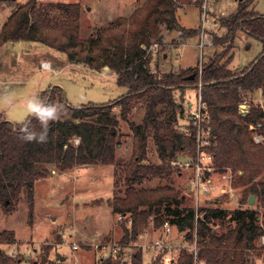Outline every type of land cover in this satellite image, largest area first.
I'll return each instance as SVG.
<instances>
[{
  "label": "trees",
  "instance_id": "trees-1",
  "mask_svg": "<svg viewBox=\"0 0 264 264\" xmlns=\"http://www.w3.org/2000/svg\"><path fill=\"white\" fill-rule=\"evenodd\" d=\"M195 2L199 6L200 1ZM251 3L240 0L233 13L219 20L225 32L212 35V43L224 47L223 54L233 48L239 32L259 40L261 51L247 66L234 72L228 67L234 53L224 61L218 60L219 53L205 62L200 72L194 67L159 74L150 71L146 64L151 46L164 43L160 23L164 22L167 30L176 29L181 41L199 33L198 28L178 25L175 0H143L129 19L120 17L95 36L86 38L79 35L77 3L38 5L35 0H26L13 9L0 27V46L6 41H37L64 53L70 62L95 70L106 65L116 74V83L126 91L105 103L74 106L67 103L60 86L48 85L38 94L39 99L63 105V112L58 120L49 122L45 142L21 139L24 124L37 133L42 131L35 116L15 123L0 115V206L3 211L11 212L22 193L31 210L35 181L48 175V164H57L62 169L83 164H115V148L120 142L118 119L111 110L119 105L120 117L126 119L134 103L141 101L142 119L138 124H131L134 148L124 167L126 188L111 200L113 213L129 214L130 226L121 224L122 245L134 241L151 217L154 227H161L167 221L177 231L184 232L186 240H195L197 259L205 264H255L256 258L264 259V251L255 244L264 234V180L250 183L264 171V138L262 143H256L248 130L250 125L255 128L259 125L258 131L264 136V14L250 9ZM131 19L136 20L135 28L129 24ZM199 84L201 100L206 105L207 125L214 136L207 147L213 166L218 171L230 168L235 173L241 169L242 173L235 174L232 182L249 184L243 194L253 193L262 211L250 207L227 211L198 206L201 216L195 218V208L181 207L182 199L173 187L165 184L137 189L133 186L151 177L172 180L174 171L179 172L175 162L195 154L194 132L178 124L181 107L174 93L198 89ZM256 89L262 91L263 107L251 105L242 115L238 105L246 93ZM149 139L158 162L148 161ZM217 219L222 220L221 231L213 228ZM2 241L14 242V231H0ZM142 255L141 249L132 252L130 264H144ZM163 255L160 250L150 264H193V254L186 250H180L176 259L165 260ZM120 258L121 254L109 256L100 264H119ZM20 261L21 258H12L0 250V264Z\"/></svg>",
  "mask_w": 264,
  "mask_h": 264
},
{
  "label": "rangeland",
  "instance_id": "rangeland-1",
  "mask_svg": "<svg viewBox=\"0 0 264 264\" xmlns=\"http://www.w3.org/2000/svg\"><path fill=\"white\" fill-rule=\"evenodd\" d=\"M25 1L0 0V27L12 10ZM35 1L38 5L49 2L77 3L80 10L81 38L95 36L108 23L120 17L129 19L143 2V0ZM199 1L197 6L195 0H175L178 25L184 28H198L199 33L185 39L186 44L180 47L182 41L178 38V31L167 30L166 24L160 23L164 43L151 46L146 64L150 71L159 74L194 67L199 69L219 53L221 56L218 60L224 61L233 52L228 67L238 72L261 51L260 41L243 32L238 33L233 48L225 54L223 46L212 43V35L220 36L225 32L220 25V18L233 13L240 0ZM249 1H252L250 9L264 14V0ZM135 22L136 20L131 19L130 26L135 28ZM47 61L50 67H42V62ZM48 85L60 86L67 103L74 106L88 102L105 103L126 91L125 87L116 83V74L106 65L95 70L82 63L70 62L64 53L37 41H6L0 46V115L6 120L15 123L24 121L31 115L27 109L29 101L33 97L39 98L38 94ZM197 90L193 88L174 93L181 107L178 124L186 131L191 111L195 108L194 104H191L195 103ZM241 103L246 105L243 108H247L248 111L251 105L263 107L262 91L256 89L246 93ZM238 112L241 113L239 108ZM111 114L118 119L120 142L115 148V164H83L63 169L57 164H48L50 169L48 175L35 181L31 210L24 193L11 212L5 213L0 206V231L11 229L15 236L14 242H0V250L12 258H21L18 264H100L109 257L112 248L118 253L122 252L119 264H130V258L126 261V256L130 257L132 252L138 249L143 251V246L148 247L155 238L164 236L162 228L154 227L150 217L143 232L128 244L126 250H123L125 246L121 243L123 236L121 224L130 226L129 214L119 218V214L111 210V200L115 194H123L126 188L124 167L132 157L134 148L131 124H138L142 119L141 101L134 103L126 119L120 117L119 105L112 108ZM258 127L259 125L256 128L250 125L248 130L256 143H262L264 136L258 131ZM256 136H260L259 141L255 140ZM77 141L75 138L74 143ZM147 148L148 161L158 162L151 139ZM178 160L191 159L181 157ZM210 160L207 157L200 158L203 173L211 179V188L209 192L199 197L194 194L192 167H179V172L174 171L172 174V180L151 177L134 183L133 186L138 189L167 184L173 187L177 197L182 199L181 207H220L227 211L250 207L262 211L255 195L253 203H248V197L253 193L243 194V189L249 184L235 185L232 182L235 174L242 173L241 169L235 173L227 168L225 172L231 177L225 179L221 176L224 171L213 169ZM258 179L264 180V171L250 183ZM221 222L222 220L217 219L213 228L223 230ZM165 243L168 246L163 249L165 253L163 257L169 260L176 259L180 250L190 253L194 240H186L184 232L177 231L173 226L171 233L166 236ZM255 244L264 251V234L256 239ZM73 245L77 248L74 249ZM154 256L150 250L148 254L143 251L144 264H150ZM195 264L205 263L197 259ZM255 264H264L263 257L256 258Z\"/></svg>",
  "mask_w": 264,
  "mask_h": 264
},
{
  "label": "built area",
  "instance_id": "built-area-1",
  "mask_svg": "<svg viewBox=\"0 0 264 264\" xmlns=\"http://www.w3.org/2000/svg\"><path fill=\"white\" fill-rule=\"evenodd\" d=\"M46 63V65H45ZM44 67H50V64L48 62H42L41 64ZM201 67H199V72L201 71ZM195 106V108L191 111V117L189 119V124L187 125V131H193L194 132V138L196 142V149L195 154L190 157L191 160H177L175 164L178 167H192L193 168V178H192V185L194 187L195 196L199 197L201 194H206L209 192L211 188V179L209 177H206L205 174L202 171V168L200 166V158L207 157L211 159L210 166L215 169L212 163V155L207 151V147L211 145V142L214 138L213 135L210 133V127L208 124V118H207V112H206V105L202 102L201 96H200V84L198 85V90L196 94L195 103H192L191 105ZM242 107V108H240ZM246 107L245 104L240 103L238 105L239 111L241 113H247L248 109L243 108ZM260 136H256L255 140L259 141ZM206 154V156H205ZM227 170V169H226ZM223 178L227 179L231 177L230 174L226 173L225 171L221 175ZM198 206L195 207L196 214L195 218L200 217L201 214L197 212ZM122 215L119 214V218H121ZM173 225L169 224L167 221H165L161 228H162V234L164 236H158L153 240V242L148 246H143V251L152 252L154 255L158 254L160 250H163L164 248H167L168 244L165 243L166 236H168L171 233ZM73 248L76 249L77 246L73 245ZM109 256H115L118 254V251L115 248H112L111 252H109ZM190 253L193 254V264H195L197 260V247L194 240V245L191 246Z\"/></svg>",
  "mask_w": 264,
  "mask_h": 264
},
{
  "label": "clouds",
  "instance_id": "clouds-1",
  "mask_svg": "<svg viewBox=\"0 0 264 264\" xmlns=\"http://www.w3.org/2000/svg\"><path fill=\"white\" fill-rule=\"evenodd\" d=\"M27 109L29 113L35 116L42 126V131L37 133L35 130L30 129L28 124H24L21 128L23 133L21 139L25 141L45 142L47 140V132L50 121H56L60 118L63 112V105L45 103L44 100L38 97H33L28 105Z\"/></svg>",
  "mask_w": 264,
  "mask_h": 264
},
{
  "label": "crops",
  "instance_id": "crops-1",
  "mask_svg": "<svg viewBox=\"0 0 264 264\" xmlns=\"http://www.w3.org/2000/svg\"><path fill=\"white\" fill-rule=\"evenodd\" d=\"M171 32H172V31H171ZM171 32H170V33H171ZM185 44H186V40H183L182 43L180 44V47L183 46V45H185ZM235 48H236V47H235ZM234 50H235V49H234ZM47 62L49 63V61H47ZM41 66H42V65H41ZM41 66H40V67H41ZM42 67H44V66H42ZM44 68H46V67H44ZM56 68H59V67L56 66ZM1 116H2V115H1ZM2 117H3V116H2ZM3 118H4V117H3ZM128 247H129L128 245L125 246V248H124L123 250H126ZM124 252H125V251H124ZM144 252L148 254V252H146V251H144ZM121 253H122V252H119L118 254H121ZM128 258H130V257H127V256H126V258H125L126 261H128Z\"/></svg>",
  "mask_w": 264,
  "mask_h": 264
},
{
  "label": "water",
  "instance_id": "water-1",
  "mask_svg": "<svg viewBox=\"0 0 264 264\" xmlns=\"http://www.w3.org/2000/svg\"><path fill=\"white\" fill-rule=\"evenodd\" d=\"M190 77H193V74ZM253 200H254V194H250L248 197V203L252 204ZM176 202L179 203V199H176Z\"/></svg>",
  "mask_w": 264,
  "mask_h": 264
},
{
  "label": "bare ground",
  "instance_id": "bare-ground-1",
  "mask_svg": "<svg viewBox=\"0 0 264 264\" xmlns=\"http://www.w3.org/2000/svg\"><path fill=\"white\" fill-rule=\"evenodd\" d=\"M45 65H46V63H45Z\"/></svg>",
  "mask_w": 264,
  "mask_h": 264
}]
</instances>
